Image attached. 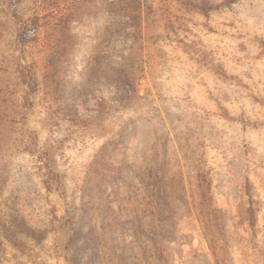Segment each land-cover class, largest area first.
Wrapping results in <instances>:
<instances>
[{"label": "rangeland", "instance_id": "rangeland-1", "mask_svg": "<svg viewBox=\"0 0 264 264\" xmlns=\"http://www.w3.org/2000/svg\"><path fill=\"white\" fill-rule=\"evenodd\" d=\"M199 1L0 0V264H264V0Z\"/></svg>", "mask_w": 264, "mask_h": 264}, {"label": "trees", "instance_id": "trees-1", "mask_svg": "<svg viewBox=\"0 0 264 264\" xmlns=\"http://www.w3.org/2000/svg\"><path fill=\"white\" fill-rule=\"evenodd\" d=\"M237 0H225L223 4H218L216 2H213L211 0H200L199 2H196L194 4V6L199 9L202 13H204L205 15H209L211 12L218 10L219 8H221L224 4L225 5H232L233 3H235ZM143 2L145 3V0H140L139 4H143ZM35 92V89L30 88V91H28L27 94L33 93Z\"/></svg>", "mask_w": 264, "mask_h": 264}]
</instances>
